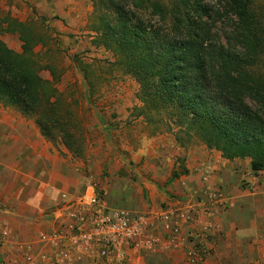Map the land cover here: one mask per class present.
<instances>
[{"label":"trees","instance_id":"1","mask_svg":"<svg viewBox=\"0 0 264 264\" xmlns=\"http://www.w3.org/2000/svg\"><path fill=\"white\" fill-rule=\"evenodd\" d=\"M93 1L92 44L138 84L134 112L153 136L173 134L182 148L197 142L225 160H247L252 172L264 170L263 3ZM4 34L18 36L20 52L6 45ZM40 44L30 25L0 11V106L33 117L42 137L80 157L77 123L56 86L60 73L35 52ZM77 68L90 104L96 84L87 67ZM150 260L174 264L161 253Z\"/></svg>","mask_w":264,"mask_h":264},{"label":"crops","instance_id":"2","mask_svg":"<svg viewBox=\"0 0 264 264\" xmlns=\"http://www.w3.org/2000/svg\"><path fill=\"white\" fill-rule=\"evenodd\" d=\"M33 1L40 14L57 16L58 25L80 16L83 5L82 0ZM6 112L0 109V225L12 244H28L35 254L47 253L50 249L39 236L59 230L67 206L90 192L84 189L78 163L64 158L35 126L5 119ZM140 153L151 171L140 185L143 214L182 201L194 208L197 198L219 192L226 208L200 216L201 224L209 227L210 249L200 264H264V170L252 172L247 160L228 161L204 146L182 148L169 136L145 138ZM184 228L185 238L189 229ZM140 251H132L127 264H141ZM157 252L175 264H188L180 248L161 247ZM45 264H53L51 257Z\"/></svg>","mask_w":264,"mask_h":264},{"label":"rangeland","instance_id":"3","mask_svg":"<svg viewBox=\"0 0 264 264\" xmlns=\"http://www.w3.org/2000/svg\"><path fill=\"white\" fill-rule=\"evenodd\" d=\"M257 1L264 4V0ZM81 3V15L75 19H64L59 25L55 21L57 16L50 18L40 14L33 0H0V11L8 12L30 25L43 40L35 52L60 73L56 86L63 93L77 123L74 133L82 155L74 157L58 140L52 144L60 149L64 158L69 157L74 165L78 163L81 166L84 189L90 192L93 186L102 199V212L123 211L130 216L140 215L143 214L141 208L144 204L140 191L141 180L151 174L147 170L145 156L140 153L144 140L158 136L174 138V135L153 136L151 127L142 117L136 116L134 107L138 105V84L130 76L115 69L112 64L114 59L109 52L92 44L94 34L90 27L95 18V4L93 0H82ZM1 39L10 49L21 51L17 35L4 34ZM77 65L87 67L96 84L90 104L83 97L84 85ZM40 75L45 79L50 78L46 71ZM6 110L5 119L8 121L15 119L27 123L29 127L38 128L33 117ZM200 146L203 145L194 142L186 148ZM154 253L160 252L141 250V264L155 262L150 260Z\"/></svg>","mask_w":264,"mask_h":264},{"label":"built area","instance_id":"4","mask_svg":"<svg viewBox=\"0 0 264 264\" xmlns=\"http://www.w3.org/2000/svg\"><path fill=\"white\" fill-rule=\"evenodd\" d=\"M91 188L88 196L67 206L59 230L39 236L41 244L50 249L47 253L35 254L28 244H12L8 231L0 225V264H45L50 257L53 264L75 260L82 264H127L132 251L157 252L161 247L180 248L188 264H200L210 254L206 244L209 227L201 224L200 216H213L216 209L226 208L222 195L212 192L197 198L194 208L182 201L155 214L105 213L102 199ZM246 188L253 190L251 185ZM186 226L189 230L184 238Z\"/></svg>","mask_w":264,"mask_h":264}]
</instances>
